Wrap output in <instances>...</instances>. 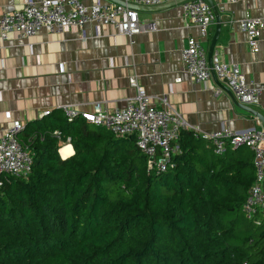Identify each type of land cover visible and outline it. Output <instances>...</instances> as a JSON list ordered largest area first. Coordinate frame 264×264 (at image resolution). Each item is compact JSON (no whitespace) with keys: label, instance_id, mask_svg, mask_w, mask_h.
<instances>
[{"label":"trees","instance_id":"trees-1","mask_svg":"<svg viewBox=\"0 0 264 264\" xmlns=\"http://www.w3.org/2000/svg\"><path fill=\"white\" fill-rule=\"evenodd\" d=\"M18 139L32 165L0 185V264H264V214L242 211L255 178L247 146L216 154L182 128L158 170L135 135L63 112Z\"/></svg>","mask_w":264,"mask_h":264},{"label":"crops","instance_id":"crops-1","mask_svg":"<svg viewBox=\"0 0 264 264\" xmlns=\"http://www.w3.org/2000/svg\"><path fill=\"white\" fill-rule=\"evenodd\" d=\"M26 1L0 0V13L21 8ZM81 1L91 5L96 0ZM212 1L215 7L225 6L224 10L217 8L221 27L213 55L237 63L246 79L261 88L259 103L248 107L264 117V0ZM246 11L262 19L256 52L249 49L238 26ZM137 13L156 29L136 34L134 43L110 27L93 23L85 25L84 34L74 29H41L27 38L10 33L7 39H0V137L7 126H25L43 117L47 109L62 116L63 105L90 109L100 102L108 110L123 108L136 94L131 77L150 95L169 93L171 83L170 102L188 128L207 133L222 126L236 131L264 129L262 121L237 105L218 79L211 76L205 83H197L182 67L181 50L188 39L196 38L208 50L214 22L208 37H202L180 4ZM178 77L181 80L175 83ZM217 88L219 93H215ZM58 152L67 158L74 149L64 142Z\"/></svg>","mask_w":264,"mask_h":264},{"label":"built area","instance_id":"built-area-1","mask_svg":"<svg viewBox=\"0 0 264 264\" xmlns=\"http://www.w3.org/2000/svg\"><path fill=\"white\" fill-rule=\"evenodd\" d=\"M140 5H159L172 0H124ZM234 1V0H229ZM184 16L198 27L202 37H208L214 14L206 0H183L180 3ZM224 10V4L216 7ZM217 9V10H218ZM87 23L107 26L117 34L124 35L130 43L134 36L142 31H155L151 21H141L135 9L126 5L96 0L85 5L81 0H27L21 8L0 13V39L5 40L10 33L27 38L39 30L61 31L74 29L84 34ZM238 26L246 35L250 50L258 51L260 30L263 26L260 17L245 12ZM207 48L194 37L181 50V64L185 72L197 83H205L213 70L216 78L227 87L236 101L242 104H258L261 88L248 81L237 63L221 61L217 55L211 56V68L207 61ZM180 78L174 82H180ZM130 83L136 88V94L123 108L106 109L96 102L90 109L76 105H63L61 110L66 119L83 118L90 124L101 126L117 136L135 135L136 145L148 157V167L164 170L170 155L175 150L173 142L182 128L190 129L196 135L208 140L214 153L222 154L227 147L247 146L253 154L255 178L242 205L246 218L253 219L264 214V129L257 127L236 131L222 126L209 133L188 128L182 115L172 106L169 93L150 95L138 85L135 77ZM220 88L215 93H219ZM49 109L43 115L50 114ZM24 128L21 123H13L4 129L0 137V185L8 176L26 175L31 170L32 155L18 139V133ZM56 136L60 132L54 130Z\"/></svg>","mask_w":264,"mask_h":264},{"label":"water","instance_id":"water-1","mask_svg":"<svg viewBox=\"0 0 264 264\" xmlns=\"http://www.w3.org/2000/svg\"><path fill=\"white\" fill-rule=\"evenodd\" d=\"M109 1H112V2L117 3V4H121V5H126V6H128L130 8H133V9L138 11V10H141V9H150V10L163 9V8H167V7H170V6H174V5L180 4L183 0H172V1L164 2L162 4L153 5V6L140 5V4H135V3H131V2H127L126 3L124 0H109ZM206 1L209 3V5L212 8V11H213V14H214V23H215V31H214V34H213V36L211 38V41H210V44H209V47H208V52H207V61H208L209 67L211 68V56L214 53V48H215V45H216V42H217V39H218V36H219V33H220L221 19H220V14H219L217 8L215 7L213 1L212 0H206ZM210 71H211V76L216 78L213 70L210 69ZM219 84L222 87L226 88L221 82H219ZM226 89L228 90V92L230 93V95L232 96V98L234 99V101H235V103L237 105H239L243 109L251 112L255 117H257L264 124L263 115H261L258 112L253 111L252 109H250L248 107V105L242 104V103H239L238 101H236L235 98L233 97L232 92L228 88H226Z\"/></svg>","mask_w":264,"mask_h":264},{"label":"bare ground","instance_id":"bare-ground-1","mask_svg":"<svg viewBox=\"0 0 264 264\" xmlns=\"http://www.w3.org/2000/svg\"><path fill=\"white\" fill-rule=\"evenodd\" d=\"M64 153V152H63Z\"/></svg>","mask_w":264,"mask_h":264}]
</instances>
